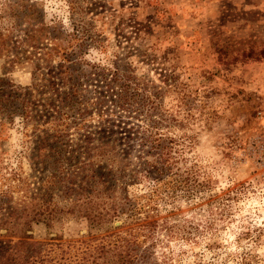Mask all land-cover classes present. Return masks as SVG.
<instances>
[{"label":"rangeland","instance_id":"374dc122","mask_svg":"<svg viewBox=\"0 0 264 264\" xmlns=\"http://www.w3.org/2000/svg\"><path fill=\"white\" fill-rule=\"evenodd\" d=\"M21 1L0 0V17ZM29 1L38 4L45 24L86 31V43L93 42L84 53L90 63L128 68L148 87L176 85L158 102L173 119L163 133L177 141L191 186L170 203H157L154 220L166 228L154 236L156 260L264 264V60H231L250 43L264 42V0ZM14 19L0 18V25ZM222 47L223 62L215 52ZM30 71L0 58V78L16 86L30 84ZM23 140L20 119L0 113V193L11 191L12 202L21 196L15 178L29 183L37 175ZM150 185L141 181L126 191L139 195ZM86 232L83 220L60 215L49 226L32 223L28 233L41 241L75 240Z\"/></svg>","mask_w":264,"mask_h":264},{"label":"trees","instance_id":"16d2710c","mask_svg":"<svg viewBox=\"0 0 264 264\" xmlns=\"http://www.w3.org/2000/svg\"><path fill=\"white\" fill-rule=\"evenodd\" d=\"M21 3L0 17L15 18L10 28L0 25V58L29 65L30 84L1 77L0 113L20 119L37 175L29 183L15 178L21 196L14 202L11 191L0 193V264H162L153 251L156 232L166 228L154 220L157 203L191 186L177 141L163 133L173 119L158 102L176 85L148 87L128 68L90 63L84 53L93 42L81 26L45 24L37 3ZM215 52L225 61V47ZM237 59L264 60V42L250 43ZM141 181L151 183L148 190L127 194ZM60 215L83 220L85 237L37 241L28 233L32 223L49 226Z\"/></svg>","mask_w":264,"mask_h":264},{"label":"water","instance_id":"95a60500","mask_svg":"<svg viewBox=\"0 0 264 264\" xmlns=\"http://www.w3.org/2000/svg\"><path fill=\"white\" fill-rule=\"evenodd\" d=\"M117 225V224H116Z\"/></svg>","mask_w":264,"mask_h":264}]
</instances>
